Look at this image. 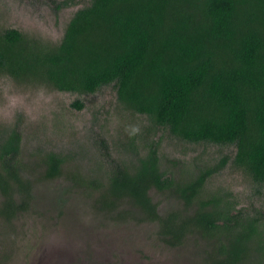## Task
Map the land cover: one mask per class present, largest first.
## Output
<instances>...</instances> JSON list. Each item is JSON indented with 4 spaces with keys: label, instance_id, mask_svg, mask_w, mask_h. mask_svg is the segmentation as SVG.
Listing matches in <instances>:
<instances>
[{
    "label": "trees",
    "instance_id": "16d2710c",
    "mask_svg": "<svg viewBox=\"0 0 264 264\" xmlns=\"http://www.w3.org/2000/svg\"><path fill=\"white\" fill-rule=\"evenodd\" d=\"M0 73L41 81L60 92L95 93L114 84L119 101L189 143L234 146V164L264 184V0H90L69 20L59 44L42 45L16 29L0 32ZM80 109L81 104L75 102ZM19 135L0 145V219L14 220L32 201L21 178ZM48 179L61 159L48 155ZM226 159L183 184L164 176L150 149L134 170L109 175L112 200L157 223L161 241L180 247L190 233L218 238L209 264H253L261 249L256 220L202 199L206 181ZM182 198L191 215L161 216L151 191ZM197 209L193 212L194 206ZM128 217H118L120 221Z\"/></svg>",
    "mask_w": 264,
    "mask_h": 264
},
{
    "label": "rangeland",
    "instance_id": "374dc122",
    "mask_svg": "<svg viewBox=\"0 0 264 264\" xmlns=\"http://www.w3.org/2000/svg\"><path fill=\"white\" fill-rule=\"evenodd\" d=\"M90 0H0V32L16 29L42 45L59 44L75 12ZM78 102L80 109L74 107ZM19 135L21 178L32 201L10 221L0 219V264H209L219 236L190 233L180 247L160 239L157 223H139L135 209L112 200L109 175L131 171L150 149L157 151L167 178L183 184L202 171L226 165L205 183L200 198L216 199L230 214L256 220L264 264V184L234 164L235 147L189 143L167 127L126 108L114 84L95 93L60 92L41 81H18L0 73V145ZM61 159L59 175L48 179L43 161ZM158 213L191 215L177 193L151 191ZM194 206L193 212L197 209ZM118 217H128L122 221Z\"/></svg>",
    "mask_w": 264,
    "mask_h": 264
}]
</instances>
